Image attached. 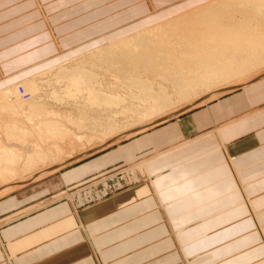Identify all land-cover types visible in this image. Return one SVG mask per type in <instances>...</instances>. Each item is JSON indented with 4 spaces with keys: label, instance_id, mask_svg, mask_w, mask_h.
Returning <instances> with one entry per match:
<instances>
[{
    "label": "crops",
    "instance_id": "0c3cea01",
    "mask_svg": "<svg viewBox=\"0 0 264 264\" xmlns=\"http://www.w3.org/2000/svg\"><path fill=\"white\" fill-rule=\"evenodd\" d=\"M33 1L0 0V79L67 51L65 45L121 36L150 13L134 20L130 8L114 11L128 0H102L83 13L85 1L98 0H40L41 19ZM181 1L155 2L162 10ZM72 7L78 14L68 15ZM108 18L111 28L98 27ZM81 23L88 27L74 28ZM211 96L118 135L131 133L36 188L0 196V264H264V76ZM120 166L135 167L142 180L78 212L50 202L59 190Z\"/></svg>",
    "mask_w": 264,
    "mask_h": 264
},
{
    "label": "rangeland",
    "instance_id": "374dc122",
    "mask_svg": "<svg viewBox=\"0 0 264 264\" xmlns=\"http://www.w3.org/2000/svg\"><path fill=\"white\" fill-rule=\"evenodd\" d=\"M38 1L39 2H36L35 0L33 1L34 9L32 11H34V15H37L39 18L43 19L42 15H41V10L38 7L39 5H41V3H40L41 1L40 0H38ZM101 1L102 0L91 1V2H89V4H87L88 1H85V2L82 1V2H84V4H83L84 7L81 9V12L83 13L84 11H87L86 10L87 8H89L90 6H94V5L99 4ZM118 1H120V0H111V2L114 4H116V2H118ZM155 1L157 2L159 0H128V1L124 2L121 7H119V6L114 7L115 12H119L121 9L130 8V12H132V17H130V19H134V20H136L138 17H141L143 15L144 11L147 13L150 12L140 22V23H144V24H138V23H135V22H137V21H135L134 24H130V25L127 24L128 26L125 25L123 28H125V30L127 29L126 32H128V31L145 32V31H153L154 29L162 31L163 29H167L171 26L173 27L175 25V22L178 21L177 19H179V17H184V15H186V14L188 15L191 12H195L197 9H202V8L204 9L205 8L204 5H207V4L213 5L214 3H217V2H223V3L229 2L228 0H223V1L222 0H210V1L209 0L208 1L202 0V2L198 3L199 5L197 3H196L197 5H196L195 3H193V1H191L189 4L182 3L176 8L171 9L168 7V8L162 9V10H157L163 6L158 7V5L156 4ZM166 1H168L169 3H172V2L177 1V0H174V1L166 0ZM239 1L241 3L244 0H238V4H240ZM253 1L257 2V0H253ZM154 2H155V4H154ZM181 2H179V3H181ZM179 3H177L171 7H174V6L178 5ZM117 4H120V2ZM200 4H203V5H200ZM259 4L261 5V3H259ZM259 4L257 2V5H259ZM70 6H72V5H70ZM155 6L158 8H156ZM196 6H198V7H196ZM253 6H255L254 3L251 7H253ZM186 7L189 9H187ZM69 8H65V9H67L66 11H69L70 10ZM72 8H74V9L70 10L68 12L69 13L68 15L77 13L75 11L78 9L76 7H72ZM239 8H240V5L238 6V10H239ZM246 8L248 9L247 6H246ZM92 9H94V8L90 7V10H92ZM154 10H155V13H153ZM156 11H158V12H156ZM52 12H54V10L49 8V14H51ZM157 13H159V14H157ZM155 14H157V15H155ZM123 15H126V14L124 13ZM88 16L89 15H87V17ZM122 17H125V16H119V18H117V19L120 20ZM235 17L239 18L241 16L239 13H236ZM112 19L113 18L106 19L107 20L106 22H108V23H104V22L100 23V25H98V27L100 26V27L105 28V29L111 28L112 27V25H111ZM58 20L59 19L55 20V23H57ZM62 21L63 20L61 19V22ZM259 21L257 24L261 23V22L259 23ZM87 22H88V20H87ZM50 24H52V23H50ZM50 24H49V27H52ZM85 24H89V23H85ZM44 26L45 25H42V27H44ZM76 27L86 28L88 26H85L84 23H81L79 25L74 26V28H76ZM114 27H117L116 30L119 29L118 31L123 29V28H120L119 26H114ZM254 30L257 31V33L259 32V29H254ZM164 32H166V31H164ZM98 33H101L100 30L96 32V34H98ZM90 34L91 33H89V31L86 32V35L90 36ZM169 36L170 35H168V36L161 35L160 37H158L159 39L155 40L154 42L159 41V40H163L165 46H163V48H161V49L163 51H166L167 54H169L172 51V48L173 49L175 48L174 52L172 53V55H174V59L176 57H184L183 54H178L180 52V49H177V48L184 47V48H186V50H189V44L184 41L185 39H178L177 41H175L173 39H170ZM229 37L232 40H235V38H237V35H230ZM49 40H50V49L51 50L54 49V52H56V48H58V47L55 45V41H53L54 37H52V33H51L50 29H49ZM124 40H125V38H123L121 36H117V35L113 36L111 40H108V39L105 40L103 38V36H100L96 39L81 41V43L79 45H76L72 49H69V50H68V45H65V47H67V51L63 52L65 50V48L61 49L60 52H58L53 57L63 55L62 56V57H64L63 62H61L60 64L67 67L65 72H64L65 76L62 77V78H65V82L67 84L68 79L70 78V76L74 75L75 72H80L82 74L85 73L83 71V69H82V71H80L79 67L83 66L84 64H88V63L92 65V63L95 60H100L102 58L101 55L96 53L97 49H103L104 47H107L108 49L113 50L115 47L121 46V42L124 43L125 42ZM195 41L198 42L197 39H195ZM96 44L97 45H103V47L102 48H93V45L96 46ZM170 44L171 45L173 44V45L170 46ZM206 47H207L206 45L203 46V50ZM77 49L79 51H77ZM190 49H193V48L190 47ZM81 50H82L83 55L80 52ZM228 50H229V52H226V54H225L228 57L221 56L219 54H215L214 52H216V51L211 50L207 56L212 57V58H211V60L209 59L210 61H208V62H206L204 60V58L198 57L196 53H194L193 55H186L185 58H182V62H186V64L184 66H180V67L187 69L186 71H188V73H190V74H192V72H193V75H194V72H195V74L197 75L195 82H201L208 87V88H204V91L202 89H200L201 91L196 89L194 92V90H193V93H194V94H192L193 97L190 96L186 100H182L180 98L177 99V97L173 96L174 92H175V88H173L172 84L174 83L178 86L177 90H179V87H181L182 85L192 87V84L187 79L183 80L182 82L176 81L175 77L172 74H170V72L171 73L174 72V68L169 69L168 65L162 66V67L160 65H156L155 67L153 66V68H150L149 71H144L141 69V70L136 71L135 73L131 72V74L136 75L135 78H137L138 81L137 82L131 81L130 85L131 86L132 85H135V86L144 85V87L146 89L149 87L151 88V86H152L155 91L160 90L163 92V95L166 94L167 96H172V98H169V100L171 101V104H170L171 106L169 105L166 108V110H164L166 115H170L169 117H172L173 115H176V113L178 114V111L180 113H181V111L186 112L185 108H188L187 110H189L192 106L195 107L194 104H195V102L199 101V99H197V98H199L200 96L204 95L206 98H203L202 102L203 101L206 102V101H208L207 99H210V97H208V96H211L213 94L216 96V95H219V93L220 94L228 93L229 91H231L235 88L243 86L249 82H252V81L264 76V47L261 49H255V50H253V52L250 51L249 53L246 51H243V53H240V54H242L241 56H239L240 54L235 56L234 55L235 51H233L231 48ZM86 53H88V54H86ZM70 54H73V55L71 56ZM80 55L82 58H80ZM84 55H85V57H84ZM87 56H89V57H87ZM65 57H66V59H65ZM89 58H90V61H89ZM49 59H51V58H49ZM49 59H45V60H49ZM45 60H43V61H45ZM64 60H66V61H64ZM60 61H62V60H60ZM65 62H66V64H65ZM76 62H79V63L77 64ZM80 62L82 64L83 63L84 64L82 65V64H80ZM40 63H42V62H40ZM40 63H38V64H40ZM68 65H70V66H68ZM79 65H81V66H79ZM100 67H102V68H100ZM100 67L99 68L96 67V69L89 68V70L91 69L92 71L91 70L87 71V72H89V74L90 73L94 74L97 77L100 76L101 79H103V81H104V76H105L106 80H107V78L109 79V81L107 80V84H108L109 88L104 82L95 83V85L100 89V91H102L104 89L105 90L109 89V91H106V92H110V93L113 92V90H111V88L114 86L113 84H115V86H117V84H118L121 87L126 86L121 82H117V81L112 82L113 79L111 78L109 73L105 72V67H103V66H100ZM164 67L165 68L167 67V68L165 69ZM180 67H179V69H181ZM84 69H88V68H84ZM57 70H59V67L53 66L52 69L50 67L47 69V71L46 70L41 71V72L36 74L37 76L35 75L34 77L30 78L31 80L32 79H34V80H32V81L28 80L29 83L24 82V81H26V79H24V77H19L18 79L20 81H18V79L14 80L15 78H12V77L17 75L18 73L15 74L14 76L8 77V78H10L9 80H8V78H5V79L1 78L0 79V86L2 85L0 88L3 87L0 90L1 91L0 92V99H3V101L0 100V157H1V162H0V174H1L0 175V196H2L3 194H6L8 192H19V191L28 190L30 188H36L38 185H40V183L48 180L51 176H53L54 172L57 169H59L60 167L65 166L69 162L75 161L79 158L88 156L92 152L94 153V152H96V151H98V150H100L106 146H110V145H112V144H114L120 140H123L126 137L131 135V133H130V134H127V135H124L121 137L113 138L111 140V138L108 137V134H106V133H108L107 130L105 129L106 128V121L110 116L114 115V113H113L114 110H119L121 108L119 106H115V107L111 108L112 110L108 109L107 111L106 110L104 111L103 110L104 108H100V106L98 104L93 106L95 108V110H94V108L92 107L91 104H90V109H89L88 108L89 104H87V107L82 108L83 106L81 104H80L81 106L79 104L78 105L68 104L67 106H65V105H62V104L60 105L59 103H57L58 101H56V99H53V98H55V94H53L54 93L53 89H51V91H50L48 88L44 89V88H41V86H39V85H43V84H49V85L51 84L52 86L53 85L55 86L56 77L54 76V73ZM163 70L168 71V72H164ZM102 71H104V72H102ZM96 73H99V74H96ZM85 74H88V73H85ZM175 74L177 75L178 72H175ZM106 76H108V77H106ZM58 77H60V76H58ZM166 77H168L169 80ZM36 78H38V79H36ZM42 78H44V79H42ZM52 78H55V79H52ZM51 79H52V81H51ZM60 80L63 81V79H59V81ZM38 81H39V84L37 83ZM96 81H98L97 78H96ZM1 82H4V83L1 84ZM23 82H24V85H23ZM33 82H35V83H33ZM40 82L43 84H41ZM12 83H15V84H12ZM34 85L38 86V88L37 87L35 88ZM56 85L57 86H55V88H59L60 84L58 83ZM110 86H111V88H110ZM10 87H12L13 89H10ZM32 88L34 90H31ZM229 88L231 90H226ZM184 89L185 88H183V90ZM220 89H223L224 91L221 90L222 91L221 92V91H219ZM41 90H44V91H41ZM45 90H48L47 92H49V93L43 94V92L44 93L46 92ZM131 90H133V89H131ZM117 91H119V93ZM117 91H116V89L114 90L113 94H115V95H113L111 93L115 97L114 101L120 100L122 98L121 96L126 92V91L123 92L121 90V88H119V90H117ZM8 92L12 95L11 97H14L12 100H15V101H12V102H14L15 105H16V103H19L20 101L24 100V101H22L21 104L18 105V106H20V108L18 110L19 113L17 111V113L19 114L18 116L15 115V117L14 116L11 117L12 112L13 113H16V112H14L13 110L9 111V109L6 110L7 108H5V106L3 105L7 100V99L4 100V98H3L5 96L4 94H8ZM131 93H132V91H131ZM46 95H49V96H46ZM175 99H177V100H175ZM200 99H202V97ZM50 100H52V101L54 100L55 101V102L53 101L54 104ZM41 102L43 104H45L44 105L45 107H42L43 104ZM124 103H122V105ZM41 104H42V106H41ZM36 106H37V108H36ZM40 106L42 109H45V108L48 109V111L46 109L44 110L45 112L43 114L46 113L47 117L46 116L42 117L41 118L42 120L48 119L49 123L54 122V125L57 126L59 124L62 127L58 126L57 130L55 129L56 131L55 130H46L45 127H40L41 125L39 124V126L37 128V124H38V122H40V120H37V119H40V116L38 118L36 111L38 110V108H40ZM72 106H73V108L75 107L74 110H73ZM126 106L129 107V108L128 107L127 108L131 112H135V114H133L134 116H137L143 112H146L145 107H140V105L135 103V102H131V103L129 102L128 104H126ZM76 109H77V111H75ZM92 109H93V111H92ZM20 110H21L22 114L27 113V116L26 115L22 116ZM57 110H59V111H57ZM87 110H88V112H87ZM54 111L56 112V114H54L55 113ZM141 111H143V112H141ZM42 112L43 111L41 110L40 113L42 114ZM114 112H116V111H114ZM85 114H87V115H85ZM54 115H59V116L57 118H54ZM105 115H107V116H105ZM26 117L30 118L31 122H33V123L31 124V122H30V124H27V122H29V121H26ZM59 117H61V118H59ZM118 117L120 118V116H118ZM141 117H143V116H141ZM138 119H139V117H138ZM143 119H144V117H143ZM32 120H35L37 123L35 121H32ZM42 120H41V122H42ZM34 122H35V124H34ZM57 122H59V123H57ZM145 122H147L146 124H148L151 121L146 119ZM52 123H51V125H53ZM129 123H132V119L129 120ZM158 123H160V122H158ZM158 123H156V124H158ZM124 125H125V122L123 121V126ZM9 127H10V129H9ZM12 127H14L15 129ZM46 127L48 128L47 125H46ZM11 128L14 129L16 132L14 130H12ZM59 128H60V131H58ZM147 128H149V125H146L145 129H147ZM6 129H7V132L10 133V135H7V132H4V130H6ZM16 129H18V130H16ZM140 130H142V129H140ZM25 131H27L28 133ZM22 132H23V134H22ZM51 133H53V134H51ZM60 133H62V134H60ZM6 136H7V138H6ZM13 136H16L17 138L16 137L13 138ZM2 147H4V148L6 147V148L3 149ZM7 147L12 148V151H14V153H16V155L20 154L22 157L19 155L18 158H16L14 160V162L11 164H9V162L4 163L2 158L8 157V156H6V155H8V153L5 154L6 151L4 152L3 150H6ZM1 150H2V152H1ZM37 155H39L40 157L38 158ZM4 156H6V157H4ZM21 158H23V159H21ZM44 158H46V159H44ZM121 169L124 170V167L123 166L114 167V168L108 170L106 173L101 174L97 178L89 179L86 182V184L89 182H92L93 180H98V181L102 180L103 181L104 177L107 178V176H110V175L114 176V174H117L118 172H119V174H117L116 176H119V177H121L122 174H125V175L129 174L128 171H124L121 173L120 172V171H122ZM141 180L142 179H139L137 182H140ZM86 184H83L81 186L77 185V186H74L71 188H63L57 192L58 194L56 193L54 195L49 196L50 200H51L50 202L65 201L71 206V208L74 212H78L81 209L95 203L96 201L106 199V198H108V197H110V196H112V195H114V194H116V193H118L124 189H127V188L135 185V184H131V185H129L123 189H120V190L114 192L113 194L106 196V197H103V198H98L97 194H93V198H95V199H93L92 201L91 200L85 201V200H82L83 197L79 198V196H83V193L82 192L78 193L77 191H79V189L84 187ZM72 191H75V193L76 192L77 193L76 194L70 193V195H72V196H70L69 198L63 196V194L69 193ZM59 197H61L60 200L57 199Z\"/></svg>",
    "mask_w": 264,
    "mask_h": 264
},
{
    "label": "bare ground",
    "instance_id": "6f19581e",
    "mask_svg": "<svg viewBox=\"0 0 264 264\" xmlns=\"http://www.w3.org/2000/svg\"><path fill=\"white\" fill-rule=\"evenodd\" d=\"M191 1H193V3H195V4L202 2V0H187V1H182L178 5H176L174 7H169V8H171V9L176 8L182 3L189 4ZM205 1H208V0H205ZM228 1L229 2H225V3L217 2V3H214L213 5H208V4L204 5V7H205L204 9L203 8L197 9L195 12H191L188 15L187 14L184 15V17H179V19H177L178 21L175 20L176 22H175V25L173 27L171 26L167 29H163L162 31L154 29L153 31H145V32H139V31H137V32H134V31L126 32L123 36L121 35V37L125 38V40H124L125 42L124 43L121 42V46L115 47L113 50L108 49L107 47H104L103 49H97L96 53L102 56V58L100 60H95L92 63V65L89 63L88 64L83 63L84 64L83 65L80 62V64H82L83 66L79 65V66H81V67H79V70L82 71V69H83V71L85 73H88V74H85V73L82 74L80 72H75L74 75L70 76L67 84L65 82V78H62L63 76H65L64 72H65L67 67L60 64L61 62H63V58H64V57H62L63 55L62 56L59 55V56L53 57L49 60L42 61V63L28 68V69L18 73L17 75H15L12 78H15L14 80H16L19 77H24V79H26V81H24V82L29 83L28 80H31L30 78L34 77L37 73L44 71V70L47 71L48 68L51 67V69H52L53 66L54 67L57 66V67H59V70H57L58 72L55 71L54 76L56 77L55 83L60 84L59 88H55V86H57L56 84H55V86L54 85L52 86L51 84L50 85L49 84H43L40 82L43 85H39V86H41V88H44V89L48 88L50 91H51V89H53V92H54L53 94H55V98H53V99H56V101H58L57 103H59L60 105L61 104L65 105V106H67L68 104H71V105H74V104L80 105L81 104L83 106L82 108L87 107V104H89L88 105L89 109H90V104L92 105V107L94 105L98 104L100 106V108H104L103 109L104 111L105 110L107 111L108 109L110 110L111 108H113L115 106L121 107L120 109L118 108L119 110H114V111H116V112L113 111L114 115L110 116L106 121V128L105 129L107 130L108 134L110 135L109 137L111 138V140L114 137L115 138L119 137L118 135L125 134V132L126 133L127 132H136V131H139L140 129L145 130L146 125H149V127L153 126V125H155L154 123H158L159 121L164 120L170 116V115H166L164 110H166V108L171 104V101L169 100V98H172V96H167L165 93H164L165 95H163L162 91H160V90L155 91L152 86H151V88L149 87L147 89L144 87V85H140V86L132 85L131 86L130 85L131 81H133V82L138 81V79L135 78L136 75L131 74V72L135 73L136 71L141 70V69L144 71H149L150 68H153V66L155 67L156 65H160L161 67L168 65L169 69L174 68V72H172V73L170 72V74H172L175 77L176 81L182 82L183 80L187 79L192 84V87L182 85L181 87H179V90H177L178 86L176 84H174V83L172 84L173 88H175V92H174L173 96L177 97V99L180 98L182 100H186L187 98L192 96V94H194L193 90H194V92L196 89L197 90L202 89L204 91V88H208L205 84H203L201 82H195L196 76H197L195 74V72L193 75V72H192V74H190V73H188V71H186L187 69L180 67V66H184L186 64V62H182V58H185L186 55H193L194 53H196L198 57L204 58V60L206 62H208L212 58V57L207 56L211 50H215L216 51V52H214L215 54H219L221 56L228 57L225 54H226V52H229L228 49H230V48L233 51H235L234 55L237 56L238 54L243 53V51H246L249 53L250 51L253 52V50H255V49H261L264 47V0H257L258 4L261 3V5L260 4L257 5V2H255L253 0H244L241 3L239 1L240 4H238V0H228ZM253 3L255 4V6L251 7L253 5ZM203 4H200V5H203ZM239 5H240V8L238 10ZM245 5L248 7V9L246 8ZM196 7H198V6H196ZM187 9H189V8H187ZM156 12H158V11H156ZM153 13H155V10L153 11ZM159 13H157V14H159ZM236 13H239L241 17H239V18L235 17ZM157 14H155V15H157ZM258 21H259V23L260 22L261 23L257 24ZM254 29H259V32L257 33V31H255ZM164 31H166V32H164ZM161 35H166V36L170 35L169 36L170 39H173L175 41H177L178 39H185L184 41L189 44V50H186V48H184V47L177 48V49H180V52L178 54H183L184 57H176L174 59V55H172V53L174 52L175 48L174 49L172 48V51L169 54H167L166 51H163L161 49V48H163V46H165L163 40H159V41L154 42L155 40H158L159 39L158 37H160ZM230 35H237V38H235V40H232L229 37ZM195 39H197L198 42L195 41ZM172 45L170 44V46H172ZM205 45L207 47L203 50V46H205ZM102 47H103V45H97V44H96V46L93 45V48H102ZM190 47H192L193 49H190ZM77 51H79V50L77 49ZM80 52L82 53V50ZM86 54H88V53H86ZM70 55L72 56L73 54H70ZM82 55H83V53H82ZM241 55L242 54H240L239 56H241ZM84 57H85V55H84ZM87 57H89V56H87ZM80 58H82L81 55H80ZM90 58H89V61H90ZM65 59H66V57H65ZM60 60H62V61H60ZM64 61H66V60H64ZM76 63L78 64L79 62H76ZM65 64H66V62H65ZM68 66H70V65H68ZM100 66L105 67V72L109 73L111 78L113 79L112 82L117 81V82H121L124 85H126L125 86L126 88H125V87L119 86L118 84H117V86H115V84H113L114 86L111 84L113 86L112 87L113 89L110 86V88H111V90H113V92L115 89H116V91L119 90V88H121V90L123 92L126 91L122 96L120 95L122 97L120 100L114 101L115 97L113 95H115V94H113V92H111L113 94L112 95L110 92H106V91H109V89L105 90L103 87L102 88L104 90L100 91V89L95 85V83H97V82H104L108 86V84H107V80L109 81L108 78L106 80L105 76H104V81H103V79H101L100 76L97 77L94 74H91V73L89 74V72H87L89 70V68L96 69V67L99 68ZM179 67L182 70L179 69ZM84 68H88V69H84ZM100 68H102V67H100ZM163 71L168 72L165 70H163ZM102 72H104V71H102ZM175 72H178V74L176 75ZM96 74H99V73H96ZM58 76H60V77H58ZM106 77H108V76H106ZM44 78H42V79H44ZM96 78L98 81H96ZM166 78L169 80L168 77H166ZM9 79L10 78H8V80ZM36 79H38V78H36ZM52 79H55V78H52ZM52 79H51V81H52ZM59 79H63V81H61V80L59 81ZM32 80H34V79H32ZM18 81H20V80L18 79ZM24 82H23V85H24ZM2 83H4V82H1V84ZM33 83H35V82H33ZM37 83L39 84V81ZM12 84H15V83H12ZM34 86H35V88L36 87L38 88V86H36V85H34ZM12 87H10V89H13ZM2 88H0V90ZM33 88L31 90H34ZM108 88H109V86H108ZM183 88H185V89L183 90ZM230 88L226 89V90H231ZM131 89H133V90H131ZM221 90H223V89H220L219 91H221ZM41 91H44V90H41ZM45 91L46 92L45 93L43 92V94L49 93V92H47L48 90H45ZM131 91H132V93H131ZM117 92L119 93V91H117ZM4 95H5L3 97L4 100L7 99L6 100L7 103L5 101H4L5 103L3 102L4 103L3 105L5 106V108H7L6 110H8V109H9V111L13 110L14 112L17 113V111L20 108V106H18V105L21 104L22 101H24V100H22L20 102L18 101L19 103H16V105H15V103L12 102V101H15V100H12L14 97H11L12 95L9 92H8V94H4ZM46 96H49V95H46ZM203 96H200L197 99H200ZM177 99H175V100H177ZM0 100L3 101V99H0ZM50 101H52V100H50ZM53 101H52V103H53ZM129 102L130 103L135 102V103L139 104L140 107H145L146 112L141 111L143 113H141L140 115L134 116L133 114H135V112H131L128 109L129 105L126 106V104H128ZM122 103H124L123 104L124 106L122 105ZM42 104H41V106H42ZM44 105L45 104H43L42 107H45ZM41 106L36 111L38 118L40 116V119H37V120H40V122H38V124H37V128L40 124L41 125L40 127H45L46 130H55V129L57 130L58 126H60L59 124L56 126V125H54V122L53 123L51 122L53 124V125H51V123H49L48 119L47 120L43 119L44 121L41 119L42 117H45V116L47 117L46 113L43 114L45 112L44 110L46 108L42 109ZM36 108H37V106H36ZM72 108H73V106H72ZM74 108H73V110H74ZM41 110L43 111L42 114L40 113ZM46 110L48 111V109H46ZM94 110H95V108H94ZM57 111H59V110H57ZM75 111H77V109ZM92 111H93V109H92ZM20 112H21V110H20ZM87 112H88V110H87ZM16 113L12 112L11 117H13V116L15 117V115L16 116L19 115L18 114L19 111L17 114ZM21 114H22V112H21ZM54 114H56V112ZM24 115L27 116V113L22 114V116H24ZM85 115H87V114H85ZM58 116L59 115H54V118H57ZM105 116H107V115H105ZM118 116H120V118ZM141 116H143L144 119ZM138 117H139V119H138ZM59 118H61V117H59ZM130 119H132V123H129ZM146 119L150 120L151 124L150 123L146 124L147 123V122H145ZM41 120H42V122H41ZM26 121H29V122H27V124H30V122H31L30 118H27V117H26ZM32 121H35V120H32ZM123 121L125 122L124 126H123ZM35 122H34V124H35ZM32 123L33 122H31V124ZM57 123H59V122H57ZM46 125L48 126V128L46 127ZM14 127H12V128H14ZM60 127H62V126H60ZM7 129L4 130V132H7ZM9 129H10V127H9ZM14 129H12V130H14ZM16 130H18V129H16ZM58 131H60V128ZM25 132H27V131H25ZM53 133H51V134H53ZM22 134H23V132H22ZM60 134H62V133H60ZM113 134H114V136L111 137ZM7 135H10V133L7 132ZM14 137H16V136H13V138ZM6 138H7V136H6ZM2 148L5 149L6 147L5 148L2 147ZM3 151L4 152L6 151L5 154L8 153V155H6L8 157L4 156L6 158H2L4 163L9 162V164H11L20 155V154L16 155V153H14V151H12V148H8V147L6 150H3ZM1 152H2V150H1ZM37 156H38V158L40 157L39 155H37ZM21 159H23V158H21ZM44 159H46V158H44ZM0 162H1V157H0ZM124 171H128L129 173L138 174L136 172L135 167H132V168L124 167V170H122L120 172H124ZM93 181H95V180H93ZM83 184H86V182ZM89 184H91V183H89ZM89 184H87V185H89ZM134 184H136V183H134ZM70 193L76 194L77 192L75 193V191H72V192L63 194V196L69 198L70 196H72V195H70ZM60 198L61 197H59L58 200H60Z\"/></svg>",
    "mask_w": 264,
    "mask_h": 264
},
{
    "label": "built area",
    "instance_id": "2783aa9c",
    "mask_svg": "<svg viewBox=\"0 0 264 264\" xmlns=\"http://www.w3.org/2000/svg\"><path fill=\"white\" fill-rule=\"evenodd\" d=\"M117 174H114V176L110 175L107 178L104 177L103 181L95 180V181L89 182L91 184L87 183L89 185L86 184V186L79 189L80 191H77L78 193H81V192L83 193V196H79V198L83 197L82 200L92 201L93 199H95L93 198V194H97L98 198H103L131 184H134L139 179H141L139 175L136 173H129L127 175L122 174L121 177L116 176Z\"/></svg>",
    "mask_w": 264,
    "mask_h": 264
}]
</instances>
